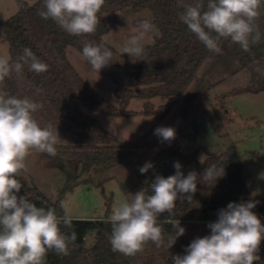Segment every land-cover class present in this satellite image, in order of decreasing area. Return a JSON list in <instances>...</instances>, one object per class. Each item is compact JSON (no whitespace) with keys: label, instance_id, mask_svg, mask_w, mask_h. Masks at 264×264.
Returning <instances> with one entry per match:
<instances>
[{"label":"trees","instance_id":"1","mask_svg":"<svg viewBox=\"0 0 264 264\" xmlns=\"http://www.w3.org/2000/svg\"><path fill=\"white\" fill-rule=\"evenodd\" d=\"M196 0H183L185 4H193ZM206 5L207 0H204ZM42 7V0L33 5H24L8 20L0 23V33L9 45L10 60L16 61L28 48L35 56L49 67L46 72L35 73L27 65L17 76L15 72L0 84V91L7 92L18 98H29L43 105L33 114L41 127L51 124L58 129L60 141L56 145L57 154L32 150L35 157L44 162H52L68 172L65 187L60 191L54 204H49L43 194L36 188H29L22 181L24 172L17 177L22 184L21 192L37 207L52 208L57 216H66L65 203L69 193L79 184H89L90 177L79 179L100 170H110L128 161L140 145L177 107L190 85L196 80L197 72L209 58V51L199 39L190 32L179 19L183 8L178 6V0H105L97 14L99 23L92 34L81 36L70 35L53 20L42 19L37 11ZM149 11L152 23L156 25L158 34L154 42L145 46L146 55L143 60L133 62L128 54H122L104 37L109 29L102 18L104 13ZM257 20L261 32V40L251 47L249 52L243 51L235 44L236 59L241 67L248 72L250 83L234 89L230 94H258L264 92V76L257 69L264 71V4ZM85 43L103 44L113 52L112 63L106 66L109 80L113 83L114 93L120 101L115 107L101 98L88 85L67 58V48L72 46L82 53ZM144 101L143 110L129 111L132 100ZM159 99L161 104L155 108L152 101ZM78 101L89 112L108 117H132L158 115L153 128L135 143L119 141L107 131L100 120L91 115L79 112L72 104ZM181 139L177 136L170 147L161 149L154 157L153 168L141 174L142 162L133 164L135 189H145L151 194V183L157 175L167 178L175 174L174 163L182 165L185 175L197 161V152L184 153L180 146ZM224 166L225 175L215 182L198 183L193 200L179 202L173 220H179L185 228V234L177 238L176 243L168 249L156 247L152 242L144 246L142 252L135 256H124L113 252L110 244L112 226L109 220H71L72 227H61L62 232L76 233V240L69 244V255L59 256L50 251L45 264H172L171 257L184 255L185 248L197 237L210 235L208 224L218 219L219 210L229 203H241L252 198V190L247 178L246 163L236 145H230L220 156L209 155L204 164V170L211 166ZM78 173H72V170ZM255 202V201H254ZM253 211L264 224V201L256 202ZM168 213L158 218L163 221ZM165 242L175 235L172 224H164ZM96 232V242L91 248L85 247L86 236ZM261 261L254 264H264V240L261 241L258 253Z\"/></svg>","mask_w":264,"mask_h":264},{"label":"clouds","instance_id":"2","mask_svg":"<svg viewBox=\"0 0 264 264\" xmlns=\"http://www.w3.org/2000/svg\"><path fill=\"white\" fill-rule=\"evenodd\" d=\"M105 0H42L37 14L44 20L51 19L65 32L74 36L92 34L100 22L98 13ZM264 0H196L185 4L179 19L188 30L209 50L221 54V38L249 52L261 40L257 24ZM158 32L155 24L147 19L138 22L135 35L128 39L121 53L128 54L133 62L146 55L144 41L151 33ZM82 55L96 71L112 62L113 52L103 44L85 43ZM30 71L43 73L48 65L38 59L31 49H23L16 61L0 56V84L13 72L19 76L24 66ZM261 76L264 71L257 69ZM43 105L29 98H18L0 91V264H45L52 251L59 256L69 255V244L76 240V233L62 232L61 227H72L71 219L59 217L52 208L37 207L21 192L17 179L27 171L25 163L32 150L57 154L56 145L61 140L58 129L51 124L41 127L33 114ZM162 142L175 139L173 127H157L154 132ZM153 168L146 162L140 169L145 174ZM175 174L167 178L157 175L151 183V194L142 189L131 195L130 201L121 202L110 215L112 226L110 244L113 252L135 256L148 242L156 247L170 249L185 228L176 215V202L191 203L198 183L215 182L225 175L224 166L211 165L202 174L195 170L183 173L182 165L174 163ZM256 202L229 203L219 210L218 219L209 223L210 235L195 238L184 255L171 257L172 264H254L261 261L258 254L264 240V224L253 211ZM167 212L163 221L158 218ZM172 224L175 235L167 242L164 224Z\"/></svg>","mask_w":264,"mask_h":264},{"label":"rangeland","instance_id":"3","mask_svg":"<svg viewBox=\"0 0 264 264\" xmlns=\"http://www.w3.org/2000/svg\"><path fill=\"white\" fill-rule=\"evenodd\" d=\"M38 0H0V23L15 15L24 5H33ZM103 20L108 26L104 40L121 53L129 38L135 35L138 22L144 19L152 22L149 11L140 13H104ZM158 33H151L144 46L154 42ZM221 54L211 52L209 58L197 72L196 80L170 116L158 127H173L181 139L184 153L197 152V161L190 168L203 173L209 155L220 156L230 145H236L246 163L248 182L255 202L264 201V92L231 95L237 88L248 85L250 76L241 69L235 55V44L221 38ZM67 58L94 91L107 102L119 107L120 101L114 93V85L108 74L113 71L104 67L96 72L76 48L69 46ZM0 56L10 58L9 45L0 33ZM157 108L161 101H152ZM79 112L91 115L102 123L119 141L135 143L155 125L158 115L132 117H108L89 112L78 101L72 104ZM144 101L132 100L129 111L140 113ZM156 129V128H155ZM151 132L128 161L110 170H100L91 176L84 175L79 180L91 178L89 184L81 183L69 193L65 203L66 215L73 220H109L112 211L121 202L130 201L135 189L133 164L153 162L157 153L173 144L162 142ZM22 181L27 187H36L49 204H54L60 191L65 187L68 172L52 162H44L31 152L25 161ZM76 174L77 171L72 170ZM177 207L180 205L178 200ZM176 207V208H177ZM96 242V232L86 236L85 247L91 248Z\"/></svg>","mask_w":264,"mask_h":264},{"label":"crops","instance_id":"4","mask_svg":"<svg viewBox=\"0 0 264 264\" xmlns=\"http://www.w3.org/2000/svg\"><path fill=\"white\" fill-rule=\"evenodd\" d=\"M67 216V215H66ZM67 217H69V216H67ZM70 219H71V217H69ZM71 220H73V219H71Z\"/></svg>","mask_w":264,"mask_h":264}]
</instances>
